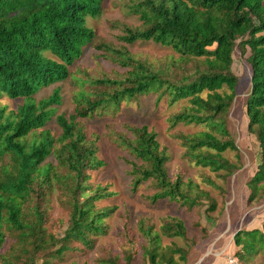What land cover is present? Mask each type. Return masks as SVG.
Returning a JSON list of instances; mask_svg holds the SVG:
<instances>
[{"label":"trees","instance_id":"16d2710c","mask_svg":"<svg viewBox=\"0 0 264 264\" xmlns=\"http://www.w3.org/2000/svg\"><path fill=\"white\" fill-rule=\"evenodd\" d=\"M105 1L0 0V264H35L44 246L52 248L50 256L65 261L68 254L92 250L96 238L107 234V218L116 206L97 202L113 191L91 180L105 162L98 153L99 134L86 132L80 119L115 113L122 101L153 95L156 105L161 100L179 104L167 118L169 127H202L173 133L183 147L182 157L212 172L224 184L209 175L205 182L224 186L226 196L228 178L239 167L223 155L238 151L225 127L239 80L232 70L236 52L251 73L243 109L247 130L259 146V163L245 182L246 205L264 197V0H125L122 11L139 24L109 20V27L119 31L115 37L120 44L98 35L88 23L103 14ZM149 40L171 53L141 57L123 45ZM85 46L123 71H116L117 78L78 77L73 112L57 113L59 87L46 97L35 95L70 77L69 67ZM4 98L21 102L9 108ZM52 119L60 129L57 135L47 127ZM109 135L131 155L122 159L129 166L133 192L149 182L153 193L144 197L151 203L165 200L186 211L204 205L207 212L214 210L215 199L199 181L180 169L170 173V153L154 129L125 124ZM54 192L68 221L59 237L55 228L64 218L56 219L54 231L46 226ZM128 219L126 215L121 231L124 252L106 251L98 264H132L139 248L136 231L150 264L186 262L185 247L162 242L163 237L191 241L180 216L166 215L158 226L140 217L136 231ZM232 242L240 264H264V219L260 227L237 231Z\"/></svg>","mask_w":264,"mask_h":264},{"label":"rangeland","instance_id":"374dc122","mask_svg":"<svg viewBox=\"0 0 264 264\" xmlns=\"http://www.w3.org/2000/svg\"><path fill=\"white\" fill-rule=\"evenodd\" d=\"M124 1L106 0L103 14L98 18H88V23L95 28L98 35L111 40L115 44H120L115 37L119 31L109 27V20L118 19L132 25L139 24L137 18L126 16L122 11L121 4ZM123 45L131 53L141 57L156 58L171 53L168 47L150 40ZM94 54L95 51L91 46H85L82 57L69 67L71 76L64 81L39 90L35 98L46 97L51 94L55 87H59L61 104L58 106L57 113L64 112L69 115L73 112L75 106L73 97L78 88V77L82 78L86 74L98 77L103 75L120 77V72L116 73V71H123L122 68L106 58L95 57ZM232 70L239 80L235 88V101L226 118L225 127L234 140L238 151L228 150L223 155L230 161L238 163L239 167L228 178L230 188L228 187L226 196H223L224 186L219 189L216 185H209L205 182L204 177L209 175L219 184L222 183L212 172L197 167L182 157L183 147L180 145V141L173 136V133L175 131L193 132L202 127L178 124L174 128H170L167 118L172 112L179 110V104L169 106L165 100H161L156 105L155 96L153 95L141 96L137 100L129 102L122 101L115 113L107 112L90 119H80L86 132L99 134L98 153L105 162L101 169L92 172L91 180L94 184L108 185L109 190L113 191L112 196L97 202L100 206H116L114 213L107 218V224L109 225L107 234L96 238L92 250L85 252L83 255L68 254L65 261H62V258L56 259L50 256L52 248L44 246L37 253L35 264H64L70 263L72 260L78 261L79 264H98L97 259L103 257L106 251L112 250V253L124 252L121 231L123 222L126 221V215H128V223L134 231L137 229V222L140 217H148L158 226L160 218L166 215L180 216L188 228V236L191 241L185 243L180 238L169 239L163 237L162 239L163 244H170L173 240L175 244L185 247L187 260L186 262H180V264H229V258L236 259L234 256L236 247L232 242L234 233L237 230L261 226L264 219V197L252 207L246 205L245 182L252 176L259 163V146L256 137L247 130V118L243 109L250 85L251 73L237 52L234 54ZM20 102L19 99H2V103H7L9 108H16ZM125 124L138 126L145 124L149 129H154L158 133L157 138L160 144L166 146L170 153V160L167 163L170 173L174 174L180 169L185 176H190L199 181L200 186L209 191L215 199L216 207L214 210L207 212L205 210L206 205H204L186 211L184 208H179L175 203L165 200L151 203L144 197V195L153 193V188L149 182L143 183L133 192L131 190V177L128 174L129 166L122 159V157L131 158V155L126 150L118 147L109 135L111 129L122 130ZM47 127L55 135L60 132L54 119L47 123ZM47 207L48 222L46 226L49 229L54 231L53 225H55L56 219L64 218L63 224L55 228L56 237H59L66 228L68 221L67 219L65 221V211L56 198L55 192ZM32 217L28 215L27 218L31 219ZM202 229H205V231ZM136 239L139 248L132 264H150L145 255V249L142 247L145 242L138 231H136ZM9 240L10 237L7 236L6 242H9ZM175 258L178 259V256L176 255ZM234 264L240 263L236 259Z\"/></svg>","mask_w":264,"mask_h":264},{"label":"built area","instance_id":"2783aa9c","mask_svg":"<svg viewBox=\"0 0 264 264\" xmlns=\"http://www.w3.org/2000/svg\"><path fill=\"white\" fill-rule=\"evenodd\" d=\"M235 260H236V259H231V258H229V261H228V262H229V264H234Z\"/></svg>","mask_w":264,"mask_h":264},{"label":"water","instance_id":"95a60500","mask_svg":"<svg viewBox=\"0 0 264 264\" xmlns=\"http://www.w3.org/2000/svg\"><path fill=\"white\" fill-rule=\"evenodd\" d=\"M237 231H239V230H237ZM237 231H236V232H237ZM236 232H235L234 234H236ZM234 234H233V235H234Z\"/></svg>","mask_w":264,"mask_h":264}]
</instances>
